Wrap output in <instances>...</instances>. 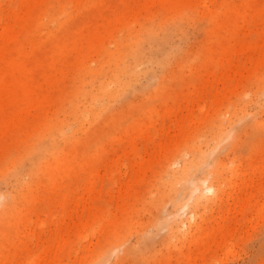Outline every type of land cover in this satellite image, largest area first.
<instances>
[{"label": "rangeland", "instance_id": "obj_1", "mask_svg": "<svg viewBox=\"0 0 264 264\" xmlns=\"http://www.w3.org/2000/svg\"><path fill=\"white\" fill-rule=\"evenodd\" d=\"M0 264H264V0H0Z\"/></svg>", "mask_w": 264, "mask_h": 264}, {"label": "bare ground", "instance_id": "obj_2", "mask_svg": "<svg viewBox=\"0 0 264 264\" xmlns=\"http://www.w3.org/2000/svg\"><path fill=\"white\" fill-rule=\"evenodd\" d=\"M203 182V181H202ZM203 184V183H202ZM205 184H206V180H205ZM207 188L209 189V190H211L212 188H211V186H209V185H207ZM207 189V190H208ZM198 190V189H197ZM212 191V190H211Z\"/></svg>", "mask_w": 264, "mask_h": 264}]
</instances>
